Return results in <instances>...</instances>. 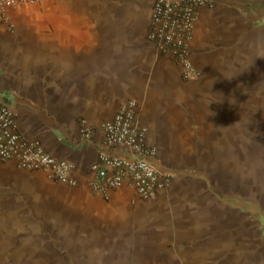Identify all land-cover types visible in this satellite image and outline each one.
Instances as JSON below:
<instances>
[{
  "label": "crops",
  "instance_id": "crops-1",
  "mask_svg": "<svg viewBox=\"0 0 264 264\" xmlns=\"http://www.w3.org/2000/svg\"><path fill=\"white\" fill-rule=\"evenodd\" d=\"M190 42L200 74L149 38L154 0H42L0 24V100L17 130L72 162L78 184L0 159L2 257L20 264H264V208H251L264 146V0H214ZM138 103L168 184L149 200L100 193L89 166L103 124ZM83 122L91 128L82 138Z\"/></svg>",
  "mask_w": 264,
  "mask_h": 264
},
{
  "label": "built area",
  "instance_id": "built-area-1",
  "mask_svg": "<svg viewBox=\"0 0 264 264\" xmlns=\"http://www.w3.org/2000/svg\"><path fill=\"white\" fill-rule=\"evenodd\" d=\"M42 0H0V24L11 32L14 23L10 13L23 4H35ZM214 0H154L152 28L149 38L160 53L181 65L182 76L195 79L200 72L192 57L190 42L193 29L203 6H212ZM135 99L122 101L113 117L103 124L104 144L108 150L99 152L89 166L90 186L105 194L107 189L127 187L143 200L155 196L170 181L167 171L155 165L157 148L146 143L147 128L138 118ZM91 128L83 122L82 138H90ZM0 159L14 160L25 170H40L53 180L76 186L72 162L48 153L39 140L28 139L17 130L13 108L0 100ZM157 170L152 176L145 175V166Z\"/></svg>",
  "mask_w": 264,
  "mask_h": 264
},
{
  "label": "rangeland",
  "instance_id": "rangeland-1",
  "mask_svg": "<svg viewBox=\"0 0 264 264\" xmlns=\"http://www.w3.org/2000/svg\"><path fill=\"white\" fill-rule=\"evenodd\" d=\"M250 177L252 180L253 194L256 193L255 200L251 204V208H264V146H258L256 152H253L252 167L250 169ZM8 249L5 251L1 248L0 243V264H20L18 261H8L2 256L8 254Z\"/></svg>",
  "mask_w": 264,
  "mask_h": 264
},
{
  "label": "clouds",
  "instance_id": "clouds-1",
  "mask_svg": "<svg viewBox=\"0 0 264 264\" xmlns=\"http://www.w3.org/2000/svg\"><path fill=\"white\" fill-rule=\"evenodd\" d=\"M255 57H261V58H264V53H260V52H258L257 55H256ZM156 170H157V169H156L154 166L148 165V166H145L144 172H145V175H147V176H152L153 173H154Z\"/></svg>",
  "mask_w": 264,
  "mask_h": 264
}]
</instances>
